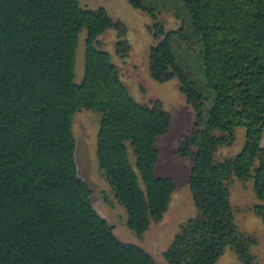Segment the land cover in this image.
<instances>
[{"label":"trees","instance_id":"16d2710c","mask_svg":"<svg viewBox=\"0 0 264 264\" xmlns=\"http://www.w3.org/2000/svg\"><path fill=\"white\" fill-rule=\"evenodd\" d=\"M174 1L127 0L152 22L150 78L176 81L193 116L174 154L190 163L184 189L195 213L154 249L177 191L155 173L170 115L159 99L136 101L101 49L100 37L113 29L116 54H127L124 24L78 0H0V264H155L148 251H159L163 264H217L227 249L252 264L254 240L237 226L230 185L251 182L264 203V0ZM163 12L178 27L167 29ZM84 108L100 115L98 167L144 248L117 238L76 175L72 122ZM239 129L240 149L220 157Z\"/></svg>","mask_w":264,"mask_h":264},{"label":"rangeland","instance_id":"374dc122","mask_svg":"<svg viewBox=\"0 0 264 264\" xmlns=\"http://www.w3.org/2000/svg\"><path fill=\"white\" fill-rule=\"evenodd\" d=\"M81 7H104L112 16L113 20H119L126 28L125 39L129 44L126 55L116 54L115 44L119 40L118 32L111 29L100 37L101 49L111 54L112 60L117 66L118 74L127 87L130 95L140 103H151L159 99L162 108L170 115L169 131L159 138L157 148L159 159L155 173L159 177H168L173 180L177 190L165 214V232L160 240L154 244V249L165 243L168 246L178 224L195 213V208L190 192L184 189L188 180L190 163L187 159H180L174 154L178 141L193 127V116L180 93L176 81L158 82L150 78L147 65L148 48L154 44V39L147 31L152 24L151 19L144 12L131 7L127 0H78ZM162 1V0H158ZM173 3L174 0H168ZM161 20L167 29H174L179 25V19L170 13L163 12ZM87 33L81 30L78 37L75 77L76 83H80L84 68V49ZM100 115L89 109H80L74 113L72 122V134L74 139L73 159L75 162L76 175L83 181L88 190L89 201L96 214L110 227H113L117 238L125 243L140 245L141 240L130 233L125 226L126 211L118 203L112 193L106 178L98 167L96 159V134ZM235 142L228 147H220L218 155L227 157L234 155L242 146L243 132L239 129ZM183 187V188H182ZM230 202L233 207L237 226L240 230L251 235L254 244L249 247L253 256L252 264H264V216L255 211L256 207H262L261 202L255 195L251 182L246 184L233 181L230 185ZM164 229L163 226L159 230ZM144 248V247H143ZM155 264L160 262L159 251L153 254ZM217 264H242L235 253L227 249L218 259Z\"/></svg>","mask_w":264,"mask_h":264},{"label":"crops","instance_id":"0c3cea01","mask_svg":"<svg viewBox=\"0 0 264 264\" xmlns=\"http://www.w3.org/2000/svg\"><path fill=\"white\" fill-rule=\"evenodd\" d=\"M155 170H156V167H155Z\"/></svg>","mask_w":264,"mask_h":264}]
</instances>
